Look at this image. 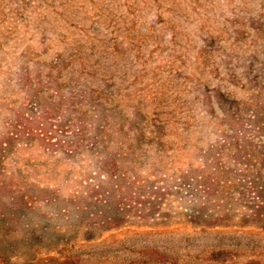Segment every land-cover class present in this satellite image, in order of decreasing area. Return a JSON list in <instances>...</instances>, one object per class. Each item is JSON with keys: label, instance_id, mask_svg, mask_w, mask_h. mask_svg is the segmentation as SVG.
Returning a JSON list of instances; mask_svg holds the SVG:
<instances>
[{"label": "rangeland", "instance_id": "obj_1", "mask_svg": "<svg viewBox=\"0 0 264 264\" xmlns=\"http://www.w3.org/2000/svg\"><path fill=\"white\" fill-rule=\"evenodd\" d=\"M0 264H264V0H0Z\"/></svg>", "mask_w": 264, "mask_h": 264}]
</instances>
